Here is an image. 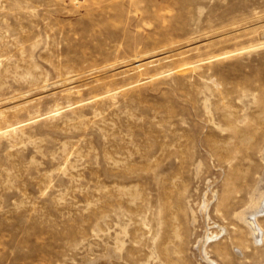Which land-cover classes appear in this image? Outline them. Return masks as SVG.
Wrapping results in <instances>:
<instances>
[{
	"label": "rangeland",
	"instance_id": "obj_1",
	"mask_svg": "<svg viewBox=\"0 0 264 264\" xmlns=\"http://www.w3.org/2000/svg\"><path fill=\"white\" fill-rule=\"evenodd\" d=\"M263 42L264 0H0V264H264Z\"/></svg>",
	"mask_w": 264,
	"mask_h": 264
},
{
	"label": "bare ground",
	"instance_id": "obj_2",
	"mask_svg": "<svg viewBox=\"0 0 264 264\" xmlns=\"http://www.w3.org/2000/svg\"><path fill=\"white\" fill-rule=\"evenodd\" d=\"M261 214H264V175L253 189L248 206L238 214L247 223L256 240L261 239L264 232L258 221V216Z\"/></svg>",
	"mask_w": 264,
	"mask_h": 264
}]
</instances>
